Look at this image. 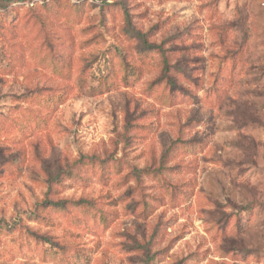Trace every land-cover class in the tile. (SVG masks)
I'll return each mask as SVG.
<instances>
[{
  "label": "rangeland",
  "instance_id": "1",
  "mask_svg": "<svg viewBox=\"0 0 264 264\" xmlns=\"http://www.w3.org/2000/svg\"><path fill=\"white\" fill-rule=\"evenodd\" d=\"M0 264H264L257 0H0Z\"/></svg>",
  "mask_w": 264,
  "mask_h": 264
},
{
  "label": "trees",
  "instance_id": "2",
  "mask_svg": "<svg viewBox=\"0 0 264 264\" xmlns=\"http://www.w3.org/2000/svg\"><path fill=\"white\" fill-rule=\"evenodd\" d=\"M9 1V0H8ZM18 1V0H17ZM147 45V44H146ZM147 47L149 48V49H152L151 47L152 46H150V45H147ZM163 63L164 64H166V60L164 59L163 60ZM165 81H166V84L170 87V88H175V82H174V80H172V79H170V78H166L165 79Z\"/></svg>",
  "mask_w": 264,
  "mask_h": 264
},
{
  "label": "built area",
  "instance_id": "3",
  "mask_svg": "<svg viewBox=\"0 0 264 264\" xmlns=\"http://www.w3.org/2000/svg\"><path fill=\"white\" fill-rule=\"evenodd\" d=\"M258 1V4L259 6L264 9V0H257Z\"/></svg>",
  "mask_w": 264,
  "mask_h": 264
}]
</instances>
